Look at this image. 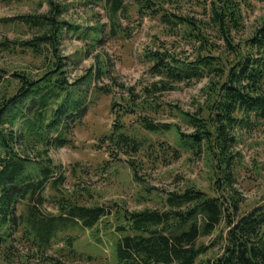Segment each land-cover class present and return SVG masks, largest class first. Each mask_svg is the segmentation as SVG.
Returning <instances> with one entry per match:
<instances>
[{"label": "trees", "instance_id": "obj_1", "mask_svg": "<svg viewBox=\"0 0 264 264\" xmlns=\"http://www.w3.org/2000/svg\"><path fill=\"white\" fill-rule=\"evenodd\" d=\"M176 3L134 1L137 14L157 20L164 35L180 39L169 42L157 37L162 45L145 52L150 73L160 77L159 84L148 91L208 80L197 112H183L194 131L184 137L175 125L162 127L179 136L182 150L205 154L214 194L191 185L170 192L166 210L129 212L114 204L120 207L117 212L123 221L117 229L128 233L117 241V264H196L208 251L198 240L221 223L227 228L223 250L208 264H264V202L240 213V195L234 188L240 166L234 152L238 133L264 119V15L247 38L238 40L246 28L245 13L254 8L253 0H197L204 17L174 10ZM44 4V12L0 19L31 33L27 39L0 38V264L77 261L82 255L75 250L77 238L60 234L92 229L109 214L103 206L81 204L68 191V170L51 154L74 147L73 130L82 124L91 102L89 91L70 81L61 47L73 35L90 52L104 41L103 26H85L66 18L70 9L103 7L108 35L114 37L124 35L122 21L130 18L132 9L125 0H40L39 5ZM182 42L192 47L191 61L184 56ZM25 56L31 57L32 69L10 71L3 65V59ZM100 63L94 76L101 73L109 78L107 64ZM131 105L124 113H135ZM140 121L150 132L161 131L148 118ZM102 143L111 146L110 155L129 157L125 161L135 180L140 179L138 164L131 161L135 156H145L149 150L146 157L155 160L178 154V148L170 145L146 147L123 124H115ZM62 239L65 247L54 250V243Z\"/></svg>", "mask_w": 264, "mask_h": 264}, {"label": "rangeland", "instance_id": "obj_2", "mask_svg": "<svg viewBox=\"0 0 264 264\" xmlns=\"http://www.w3.org/2000/svg\"><path fill=\"white\" fill-rule=\"evenodd\" d=\"M134 1L125 0L132 9V15L122 21L124 35L121 33L116 37L108 35V19L101 6L93 9L72 8L66 17L85 26L99 23V26L104 27V41L91 52L75 35L63 41L61 48L67 57L69 79L79 82L85 91H89L91 102L82 124L73 130L71 140L74 147L66 146L51 154L56 162L62 163L68 170V191L81 204L103 206L109 214L92 229L77 228L60 234L62 238L76 237L75 250L82 254L77 261L63 258L64 264H117V241L128 233L117 229L123 221L119 219L117 209L120 207L116 208V203L129 212L146 208L166 210V199L170 192L195 185L196 188L214 194V180L205 154L182 150L179 147V136L173 130L167 132L162 127L175 125L184 137L194 131L185 121L183 112H197L205 100L202 90L208 80L175 84L174 89L168 91H148L154 89V84H159L160 77L150 73L151 63L145 58V52L162 45L157 37L169 42L180 39L164 35L157 20L137 14ZM177 1L173 5L174 10L180 8L185 13L205 16L197 0ZM39 4L40 0H0V19L47 10L45 4L43 7ZM253 4V10L245 13L246 28L237 35L238 40L247 38L264 15V0H253ZM30 36L27 29L0 23V38L27 39ZM181 47L186 51L185 58L191 61L192 47L185 42H182ZM7 60L3 59V65L10 71L15 67L32 69L34 66L30 56ZM100 61L107 64L109 78L101 73H98L99 77L94 76L101 65ZM106 90L109 94L105 93ZM129 103L135 109L134 114L124 113ZM144 118L160 126L161 131L153 133L143 128L140 120ZM115 124H123L125 131L141 138L146 147L150 144L152 149H162L170 145L178 148L180 156L176 153L174 158L169 159L162 155L155 160L146 157L150 150L145 156H135L131 161L138 164L140 175V179L135 180L125 161L129 157L118 158L114 153L110 155L108 151L111 146L102 143L103 136L110 134ZM238 138L234 152L239 156L237 162L240 166L234 188L238 189L240 195L239 212L244 213L264 202V119L256 120L251 127L239 131ZM73 168H77L78 172L72 173ZM51 211L56 212L55 209ZM226 232L225 223H221L211 235L198 240V243L208 246V251L196 264H208V259L213 260L222 253ZM53 246L54 250L64 248V239L55 242Z\"/></svg>", "mask_w": 264, "mask_h": 264}]
</instances>
